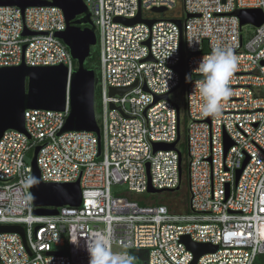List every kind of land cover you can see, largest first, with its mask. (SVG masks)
<instances>
[{
    "label": "built area",
    "instance_id": "obj_1",
    "mask_svg": "<svg viewBox=\"0 0 264 264\" xmlns=\"http://www.w3.org/2000/svg\"><path fill=\"white\" fill-rule=\"evenodd\" d=\"M84 3L97 38L100 136H57L69 114L68 97L63 112H25L26 134L2 135L0 226H19L24 237L0 234V264H89L84 241L91 238H106L118 254L144 250V264H191L194 256L182 243L184 236L216 247L196 264H264V24L240 30L232 15L254 9L264 14V0ZM159 8L164 11H153ZM138 14L154 22L115 21ZM172 20L181 22V30ZM24 28L38 34L23 36ZM65 28L64 15L54 6L30 7L23 15L17 7H0V68L22 61L31 67L63 65L69 79L75 61L55 36ZM247 28L253 30L245 36ZM216 48L231 49L238 67L229 84L231 96L212 117L202 114L195 82L203 78L196 71L199 60ZM180 61L182 82L175 70ZM185 73H191V82H185ZM111 89L126 91L110 95ZM183 89L184 116L176 109ZM165 94L167 100H156ZM183 131L184 160L181 155L179 162L173 150L153 153V144H171L178 133L180 151ZM225 140L231 143L227 150ZM35 146H42L36 161L43 182L80 179L79 207L34 215L29 163ZM179 166L188 195L174 210L166 200L172 194L168 198L175 206L182 202L173 197L180 189L173 190ZM149 183L162 191L147 193ZM115 186L126 190L113 195Z\"/></svg>",
    "mask_w": 264,
    "mask_h": 264
},
{
    "label": "water",
    "instance_id": "obj_2",
    "mask_svg": "<svg viewBox=\"0 0 264 264\" xmlns=\"http://www.w3.org/2000/svg\"><path fill=\"white\" fill-rule=\"evenodd\" d=\"M59 8L65 18L66 28L55 36L68 48L72 59L75 61V71L68 79L67 69L63 65L31 67L22 63L18 66L0 68V139L9 130L26 134L24 114L30 110L63 112L68 97L69 114L62 130L57 136L67 132H92L99 138V124L101 114L98 111L96 88L98 77L96 69H86L85 62L96 48L97 38L95 26L84 0H0V7H17L23 12L30 7ZM155 12L164 11L163 8L154 9ZM239 20L240 30L246 27L259 28L264 24V14L260 9L236 10L232 13ZM190 17V15H188ZM116 22L125 25L145 23L148 26L154 21L142 20L138 14L136 18L126 20L116 18ZM181 30V22L172 20ZM38 33L30 32L24 28L23 36H34ZM242 42V36L240 37ZM26 46H23V51ZM181 52V46H180ZM264 65V62L261 63ZM176 72L183 81L182 61L175 67ZM126 89L110 90V95H122ZM168 99V94L156 96V100ZM113 108V107H112ZM177 112L179 108L176 106ZM179 133L175 142L171 144H153V153L157 151H176L179 162L181 153L176 149L179 142ZM231 143L225 140V150ZM42 146H35L31 153V187L30 193L34 207V215L55 216L59 208L79 207L81 205L80 179L73 183H45L40 178L37 166V155ZM245 165V163H244ZM243 165V167H244ZM181 168L179 166V184L173 189L177 191L181 185ZM241 170L237 172L238 179ZM162 190L153 189L148 184L147 193L158 194ZM1 233H17L24 237L23 229L19 226H0ZM182 243L193 254L191 264L204 254L216 250L210 244L193 243L188 237L181 238ZM59 254V253H56Z\"/></svg>",
    "mask_w": 264,
    "mask_h": 264
},
{
    "label": "clouds",
    "instance_id": "obj_3",
    "mask_svg": "<svg viewBox=\"0 0 264 264\" xmlns=\"http://www.w3.org/2000/svg\"><path fill=\"white\" fill-rule=\"evenodd\" d=\"M237 58L231 49L216 48L209 55L202 57L196 71L202 74V79L195 82L202 105L204 116H218L223 109L232 90L229 87L231 79L237 70ZM185 82H191V73H185ZM89 255V264H133L134 256L114 253L106 238H91L84 241Z\"/></svg>",
    "mask_w": 264,
    "mask_h": 264
},
{
    "label": "trees",
    "instance_id": "obj_4",
    "mask_svg": "<svg viewBox=\"0 0 264 264\" xmlns=\"http://www.w3.org/2000/svg\"><path fill=\"white\" fill-rule=\"evenodd\" d=\"M84 67L86 69H96V70H98V52H97L96 48L91 50L90 57L85 62ZM180 92L182 94V96H181L182 98L180 99V103L178 104V106H179L181 115L184 116L185 115V91L183 89ZM185 125H186V121H185ZM185 135H186V132L183 131V133L181 134V141H180V145H179V149H180L181 155H182V160H184L183 157H184V154L186 153V140H185L186 136ZM185 160H186V158H185ZM186 172H187V166L185 165L184 166V173L186 174ZM183 184H184V187H185L184 191H186V193H188L186 179L183 180L180 189L183 187ZM180 189L177 191V193L173 194L174 198H178L180 196V195H178V193L180 192ZM171 196H172V194L169 197H171ZM130 255L135 257L134 261L137 264H144L146 262L147 252L144 251V250L143 251L142 250L131 251Z\"/></svg>",
    "mask_w": 264,
    "mask_h": 264
},
{
    "label": "rangeland",
    "instance_id": "obj_5",
    "mask_svg": "<svg viewBox=\"0 0 264 264\" xmlns=\"http://www.w3.org/2000/svg\"><path fill=\"white\" fill-rule=\"evenodd\" d=\"M252 30L253 29H251V28H247L246 31L244 32L245 36H247L248 34H251ZM125 190H126V188L124 186H115V187L111 188V192L113 195L116 193H123V192H125ZM184 190H185V187L183 184V187L180 189V192L178 193V195H180L178 197V200L179 201L182 200V202L181 203L179 202V204L177 206H175L174 203L172 201H170V199L168 198L171 194H169L167 196L166 203L170 206V208L175 210V209L179 208V206L182 205L183 202L186 201L188 193H186V191H184Z\"/></svg>",
    "mask_w": 264,
    "mask_h": 264
},
{
    "label": "flooded vegetation",
    "instance_id": "obj_6",
    "mask_svg": "<svg viewBox=\"0 0 264 264\" xmlns=\"http://www.w3.org/2000/svg\"><path fill=\"white\" fill-rule=\"evenodd\" d=\"M180 95L182 96L181 92H180ZM182 98V97H181Z\"/></svg>",
    "mask_w": 264,
    "mask_h": 264
}]
</instances>
